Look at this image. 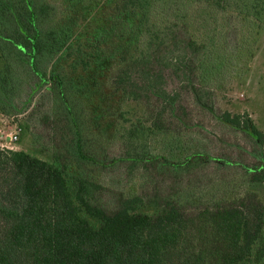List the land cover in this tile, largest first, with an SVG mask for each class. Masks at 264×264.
Returning a JSON list of instances; mask_svg holds the SVG:
<instances>
[{
    "label": "trees",
    "instance_id": "obj_1",
    "mask_svg": "<svg viewBox=\"0 0 264 264\" xmlns=\"http://www.w3.org/2000/svg\"><path fill=\"white\" fill-rule=\"evenodd\" d=\"M81 4L0 0V109L43 155L0 148V264H264V132L204 92L237 48L216 14L261 30L264 0Z\"/></svg>",
    "mask_w": 264,
    "mask_h": 264
},
{
    "label": "rangeland",
    "instance_id": "obj_2",
    "mask_svg": "<svg viewBox=\"0 0 264 264\" xmlns=\"http://www.w3.org/2000/svg\"><path fill=\"white\" fill-rule=\"evenodd\" d=\"M80 9L84 10L82 5L87 4L89 0H81ZM103 0H99L95 7H90L88 12L84 10L83 15L79 14V21L77 27L80 28L91 13L101 5ZM207 11V10H206ZM202 11L205 15L210 14L209 11ZM218 21L217 39L219 40L223 35L222 45H225V40L230 39L234 42V37L237 38L236 51L232 53L229 49L226 51V59H230V66L225 71V79L218 81L214 85H208L207 90L204 92L213 93L216 100L215 106L222 111H229L232 114H240L248 116L257 128L264 132V29L256 30V26L249 23V21L241 20L237 14H233L231 11L220 12L216 14ZM200 29L195 30L196 34L200 37L207 36V26L199 19ZM211 26V25H210ZM219 35V36H218ZM228 47V46H227ZM2 65L0 61V66ZM175 89L179 90L183 97V105L186 107L191 106V100L189 94L183 90V86L180 81L175 82ZM200 83H197L199 86ZM202 85H200L201 87ZM0 108H3L0 104ZM21 107H24L23 105ZM192 108V107H190ZM4 112L0 109V130L18 132L19 140L13 146L14 150L26 151L34 156L43 157L35 148L34 140L31 136L32 126L27 123L29 117L27 113L24 115H16L13 109ZM187 112L195 115L196 111H190L186 108ZM198 117V124L202 127V136L209 140H215L216 126L214 121H210L209 118L204 119V116ZM203 118V119H202ZM196 122V121H195ZM174 128L181 129V132L185 129L180 126L178 122L174 124ZM220 128V127H219ZM218 132L221 131V128ZM39 132V131H38ZM225 132V131H224ZM226 144L234 143L235 146H240L242 150L241 140L234 139L233 135L222 136ZM227 140V142H226ZM3 139L0 137V148L2 149ZM215 143V142H214ZM233 150V149H232ZM226 152H228L226 150ZM236 153V147L231 152L230 156L234 159ZM243 153V152H242ZM238 171V170H237ZM236 170H231L228 174L232 177L235 176ZM239 173H236L238 176ZM137 185V183L133 184ZM138 190L137 188H134Z\"/></svg>",
    "mask_w": 264,
    "mask_h": 264
},
{
    "label": "built area",
    "instance_id": "obj_3",
    "mask_svg": "<svg viewBox=\"0 0 264 264\" xmlns=\"http://www.w3.org/2000/svg\"><path fill=\"white\" fill-rule=\"evenodd\" d=\"M0 137L4 141V143H2V149H12V150H14L13 146L19 140V136H18V132L17 131L11 132V131L0 130Z\"/></svg>",
    "mask_w": 264,
    "mask_h": 264
}]
</instances>
